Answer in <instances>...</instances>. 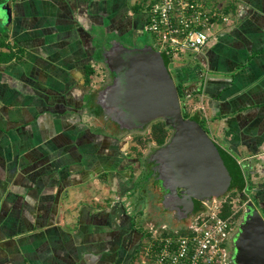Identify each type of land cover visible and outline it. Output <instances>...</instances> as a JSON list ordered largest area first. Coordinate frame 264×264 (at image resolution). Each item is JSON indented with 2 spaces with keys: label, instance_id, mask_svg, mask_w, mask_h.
Wrapping results in <instances>:
<instances>
[{
  "label": "crops",
  "instance_id": "obj_1",
  "mask_svg": "<svg viewBox=\"0 0 264 264\" xmlns=\"http://www.w3.org/2000/svg\"><path fill=\"white\" fill-rule=\"evenodd\" d=\"M224 1L219 8L231 22H215L201 50L175 60L176 79L245 179L255 173L246 183L259 205L264 0ZM1 4L10 6L0 25L17 57L0 61V264H130L144 242L127 201L139 197L135 154L124 137L98 124L91 102L104 46L139 42L145 0Z\"/></svg>",
  "mask_w": 264,
  "mask_h": 264
},
{
  "label": "water",
  "instance_id": "obj_2",
  "mask_svg": "<svg viewBox=\"0 0 264 264\" xmlns=\"http://www.w3.org/2000/svg\"><path fill=\"white\" fill-rule=\"evenodd\" d=\"M0 12L7 17L9 4H0ZM102 54L103 65L113 72L110 82L95 95L104 113L111 111V118L120 127H142L162 119L173 128L169 142L162 148L166 162L154 157L156 149L151 155L155 163L153 169L158 173L156 178L165 191L161 203L164 204L166 194L183 193L181 201H175L176 206L168 205L177 210L176 216L180 219L203 209L202 200L237 190L245 206L232 236L231 259L233 264H264L263 206L251 199H255V193L246 195L242 164L207 133L198 121L199 110L183 116L176 82L169 68V54L151 44L128 46L114 40L108 47L104 46ZM163 166L169 167V171ZM166 177H170L172 183L165 184ZM194 199L199 200L198 206H194Z\"/></svg>",
  "mask_w": 264,
  "mask_h": 264
},
{
  "label": "built area",
  "instance_id": "obj_3",
  "mask_svg": "<svg viewBox=\"0 0 264 264\" xmlns=\"http://www.w3.org/2000/svg\"><path fill=\"white\" fill-rule=\"evenodd\" d=\"M145 30L154 47L165 50L172 61L194 53L209 41L216 22H229L230 14L208 0H145ZM226 196V195H225ZM225 196L203 201L181 227L151 223L135 264H228V240L233 211L223 215Z\"/></svg>",
  "mask_w": 264,
  "mask_h": 264
},
{
  "label": "flooded vegetation",
  "instance_id": "obj_4",
  "mask_svg": "<svg viewBox=\"0 0 264 264\" xmlns=\"http://www.w3.org/2000/svg\"><path fill=\"white\" fill-rule=\"evenodd\" d=\"M122 41V40H121ZM124 41V40H123ZM123 43V42H122ZM147 42H142V43H136V44H129L127 42H124L123 44L128 45V46H142L144 44H146ZM148 44V43H147ZM154 46V45H152ZM112 71L109 70L106 65H103V77H102V81H101V85L100 87L106 85L107 83L110 82V78L112 77ZM109 98L108 95L105 98L106 99ZM96 103V101H94ZM107 102V101H106ZM100 106V110H101V116L98 115H94V117L96 118V120L98 118H102V122L98 121V124L106 131H114L115 133L122 135L121 137H124L125 135H130L132 133H137V132H144L146 127L152 122H149L148 124L144 125V126H134V127H130V128H125V127H120L119 124L117 123V121L113 120L111 118V114L112 112L109 111L108 113H104L103 108L101 107V105L99 103H97ZM108 104V103H107ZM111 104V103H110ZM111 113V114H110ZM113 115V114H112ZM154 121V120H153ZM101 122V123H100ZM172 131L173 128L169 127L168 129V134L164 137L162 142H157V141H148L146 144V148L143 151V154L138 155V153L135 154V162L138 163V175H144L145 178L142 179L141 182H143L142 187H141V192L143 193L142 197L144 198L143 200H145V202L148 204V206L151 208L152 206L154 207V214L157 215V217H164L166 220L172 223H174L176 221V226L178 227H182L184 226L188 220L193 216V212H190V214L186 217H182V218H178L176 216L177 210L170 208V206H176L175 201H181L182 199V195L183 193H177V195L175 194H166V198L164 201V204L161 203L162 201V195L165 194V191L163 190V188L160 185L159 180L156 178L157 176V171L153 169V166L155 165V163L153 162V160H151V155L153 154V152L156 149V154L154 153V157L156 158V156H158L157 158L162 160L163 163H165L166 161H164L163 159V151L162 148H164V146L169 142L171 136H172ZM159 154V155H157ZM156 155V156H155ZM156 158V159H157ZM164 167V166H163ZM164 170L169 171V167H164ZM146 175L147 177H149L147 180L146 179ZM165 184H170L172 183V179L169 177L165 178ZM180 188L177 189V191L179 192ZM140 192V193H141ZM228 194V193H227ZM141 195V194H140ZM180 195V196H179ZM225 196V195H224ZM249 197V196H248ZM253 201L254 199L251 198ZM236 204H238V199H234ZM202 200V204H203ZM245 201L240 202L236 208H235V212L233 213V215L231 216L232 218V227L230 229V233H229V240H228V264H233V261L231 259V255H232V251H233V247H232V236L235 233L236 229H237V225L239 220L242 217V211L243 208L245 206L244 204ZM255 203V202H254ZM170 204V206H168ZM256 204V203H255ZM166 205L168 207H166ZM199 205V200H195L194 199V206H198ZM153 210L151 212H153ZM150 217V216H149ZM146 218V217H145ZM153 218V217H152ZM154 220H157L155 218L153 219H149L150 223H155ZM171 223V224H172ZM140 225V224H139ZM142 226V225H140ZM175 226V225H174ZM144 234L142 239L144 240ZM142 244V241L138 244V248L140 249V246ZM140 245V246H139ZM137 248V249H138ZM138 249V250H139Z\"/></svg>",
  "mask_w": 264,
  "mask_h": 264
},
{
  "label": "rangeland",
  "instance_id": "obj_5",
  "mask_svg": "<svg viewBox=\"0 0 264 264\" xmlns=\"http://www.w3.org/2000/svg\"><path fill=\"white\" fill-rule=\"evenodd\" d=\"M208 2L211 4V5H217V3H218V5H219V2H221L220 3V7H222L223 5H224V0H208ZM226 2H228V3H230V0H227ZM1 13V12H0ZM230 17H231V14H230ZM231 21H229V23H230ZM102 37L104 38V39H109V37H108V35L107 34H103L102 35ZM140 40H139V43H142V42H147L148 44H151V45H153L154 44V42H153V37H152V34H150L149 32H147L145 29H144V31L142 32V34H140ZM112 39H110V41H111ZM122 42V41H121ZM181 55H183V57H186V55L185 54H181ZM178 61H170V63H169V68H170V71H171V73H172V76H173V78H174V80H175V82H178V79H176L177 78V76H176V73H175V68H177V65H176V63H177ZM97 74H98V81L99 82H101L102 81V77H103V68H102V70H100L99 68H98V72H97ZM98 82V83H99ZM180 103H181V106H182V108H184L185 109V111H187L188 113H192V112H194V110H200L198 107H197V105H196V108H194L193 106H188V104L185 102V100L183 99V97H181L180 98ZM195 106V105H194ZM96 108H97V106H96ZM182 108H181V111H182ZM152 126H153V124H152V122L146 127V129H145V131L144 132H142V133H140V132H137V133H132V134H130V135H125L124 136V138L126 139V141L128 142V148H127V152H133L134 154H136V153H138V155H141V154H143V151L145 150V148H146V143L148 142V141H154V140H152ZM205 129H206V131H207V128H206V126H205ZM207 133H208V131H207ZM123 134H125V133H123ZM122 134V135H123ZM209 134V133H208ZM122 135H120V136H122ZM129 152V153H130ZM137 169H138V163H137V165L135 166ZM246 169L247 170H249L247 167H246ZM254 171V170H253ZM139 173V172H138ZM251 173V172H250ZM250 173H248V174H246V179L248 180V178L251 180V181H255V179H256V175H255V173H254V175H252V174H250ZM144 178V175H137V177H136V181H135V183H136V189H139L140 191H138L139 192V197H138V199H134V196H135V194H134V196H133V194H131V195H128L129 196V199H127V201H129V207H131V209H134V211L136 212V218H137V222H139V224L140 225H142V228H149V226L151 225V223L149 222V219H153V218H155V219H158V217H157V215H155L154 214V210H153V206L150 208L149 206H148V204L145 202V200H143L144 198V196L142 197V195H143V193L141 192V187H142V184H143V182H141L142 181V179ZM248 182V181H247ZM252 184H254V182H252ZM249 185H246V188H245V193H246V195L248 196L249 194H251V193H255L254 192V190L249 186ZM136 189H134V191H137ZM232 190H230L229 192H228V194H231L232 192H231ZM138 192H136L137 194H138ZM141 192V193H140ZM141 194V195H140ZM234 196V195H233ZM226 197V196H225ZM233 199H237V197L236 196H234V197H232ZM239 203V202H238ZM260 205H262L263 206V211H264V204H259V206ZM261 207V206H260ZM153 210V212H151ZM264 213V212H263ZM150 216V217H149ZM146 217V218H145ZM153 217V218H152ZM144 241H145V239H144ZM144 244V242H142V245ZM142 247H140V249H141ZM139 249V250H140ZM139 250L137 251V252H135V254L133 255V257L134 258H132V260L134 259V261H136L137 260V258H138V256H139ZM131 260V261H132Z\"/></svg>",
  "mask_w": 264,
  "mask_h": 264
},
{
  "label": "trees",
  "instance_id": "obj_6",
  "mask_svg": "<svg viewBox=\"0 0 264 264\" xmlns=\"http://www.w3.org/2000/svg\"><path fill=\"white\" fill-rule=\"evenodd\" d=\"M3 1L4 0H0V4ZM3 47H6V48H8L10 50H3ZM13 57H17V54L14 53L11 50V47H10V45L7 42L6 32L3 29V27L0 25V61L11 60ZM176 86H177L179 98L183 97L182 96V86H181V83L180 82H176ZM94 101H95V97H94V99L91 102V104L93 106V111H94L93 113L95 115H98L99 114V116H101L100 115L101 114L100 113L101 112L100 106L97 103H94ZM96 106H97V108H96ZM193 113L194 112H192L191 114H193ZM182 114H183V116H189V115H191L190 113H188L187 111H185L184 108H182ZM97 121H101L102 122V118H98ZM198 121L204 126L203 117L200 116V118L198 119ZM152 124H153V126H152V133H153L152 134V140L157 141V142H162L163 139H164V137L168 134V129H169L170 126L166 125L165 122H164V120H162V119H156V120L152 121ZM148 178L149 177H147V175H146V179L145 180H147ZM231 192H232L231 194H226L225 201L223 202V212H222L223 215H227V214H229V213H231L233 211V200L234 199L232 197L236 196L239 203L243 201V198H240L239 197L237 190L232 189ZM154 222H155L156 225H160L162 223H166L170 228L176 227V224H174V223H176V221L174 223H172V222L169 223L168 220H166L164 217L161 218L160 216L158 217L157 220H154ZM141 229L143 231L144 236L146 237L149 234L148 231L145 230L142 227H141ZM185 229L186 228L181 227L180 232H184ZM132 258H134V257H132ZM130 264H135L134 259L130 262Z\"/></svg>",
  "mask_w": 264,
  "mask_h": 264
}]
</instances>
